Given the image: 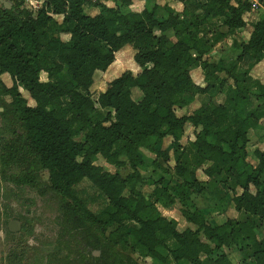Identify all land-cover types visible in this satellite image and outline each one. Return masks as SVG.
Here are the masks:
<instances>
[{
    "label": "trees",
    "instance_id": "1",
    "mask_svg": "<svg viewBox=\"0 0 264 264\" xmlns=\"http://www.w3.org/2000/svg\"><path fill=\"white\" fill-rule=\"evenodd\" d=\"M143 1L140 13L130 11L132 0H44L35 12L11 0L10 9L0 8V165L19 171L12 180L19 188L51 198L62 231L99 255L84 257L61 240L50 264H138L133 256L151 264H233L219 254L232 246L249 264H264V236L257 239L252 221L264 222V149L253 151L255 165L248 161L249 133L264 120V83L251 77L264 62V0H257L263 14L249 39L234 43L239 53L227 64L207 57L247 27L248 0H172L179 13ZM125 47L139 72H123L93 99L96 72L105 73ZM196 68L204 86L192 80ZM214 93L224 96L222 104L176 114ZM188 127L192 140L183 141ZM142 149L154 157L157 180L141 173ZM97 157L128 174L104 171L93 164ZM208 184L226 189L241 220L214 223L197 207L193 192ZM143 185L153 188L149 198ZM175 205L188 224L182 232L159 212ZM28 252L15 243L5 264H24Z\"/></svg>",
    "mask_w": 264,
    "mask_h": 264
},
{
    "label": "rangeland",
    "instance_id": "2",
    "mask_svg": "<svg viewBox=\"0 0 264 264\" xmlns=\"http://www.w3.org/2000/svg\"><path fill=\"white\" fill-rule=\"evenodd\" d=\"M159 5L168 4L173 7L176 12H180L182 7L172 1V0H155ZM133 5L130 11L133 13H140L143 10L144 1L143 0H132ZM154 0H146V3H152ZM3 3L11 4V0H0V8L4 6ZM24 6V5H23ZM109 7H112L111 3H108ZM259 10V9H258ZM256 11L251 13L250 17H247V27L243 32L230 37L221 43L217 44L213 50H211L208 55V60L210 62L223 61L224 63H230L234 61L239 53L238 49L234 47L235 44L243 43L248 38V33L254 22H256L263 11ZM88 12V11H87ZM95 13L97 10L94 11ZM89 11L88 13H94ZM60 18H58V21ZM216 25L217 22L212 21ZM221 29L220 27H217ZM63 42L69 40L68 35H59ZM210 37V36H209ZM134 52L130 47H125L121 52L116 55V60L114 64L108 68L105 73L96 72L94 78V84L91 88V93L93 99H95L100 93H102L108 83L117 78L125 71H131L134 75L139 72L138 67L133 62ZM224 78V75L221 74ZM191 77L196 85L204 86L203 83V73L199 68L193 69L191 71ZM251 77L254 80L264 83V62L260 63L258 66L253 68L251 71ZM41 81L45 82L46 75L44 73L40 76ZM2 82L6 87L11 86V79L8 75H3L1 77ZM20 92L23 97L27 100L28 105L33 107L34 103L30 100L28 95L20 88ZM140 92L138 90L132 91V98L138 100L140 98ZM189 98V97H187ZM6 103L10 102L9 98H2ZM224 102V96L220 94H209L206 96H198L193 100L192 104L183 110H177L176 114L178 116L190 115L194 110L199 107L206 106L209 103L220 105ZM253 104H255L253 102ZM2 109L0 108V113ZM4 122L0 117V138L4 132ZM192 140V128L188 127L185 130L184 140ZM76 141H82L83 136H79L75 139ZM170 143L167 139L164 141V148H166ZM264 149V120L260 128L249 133V144H248V161L255 165L252 157V153L255 150ZM143 155L147 157L146 168L142 170V175L145 179L157 180L159 172L153 168L151 165L153 155H150L146 151ZM95 166L101 167L104 171L114 174L119 173L121 176L128 174L129 170L119 169L108 165L101 157H97L93 163ZM173 166L172 162L170 163ZM19 171L16 169L9 170L0 165V264H5V258L10 246L17 242H24L29 247V252L24 264H50V255L54 253L58 248V243L64 241L66 245L71 249L72 252H78L84 257L97 258L99 255L97 252L88 249L82 239L77 237L72 231H62V228L58 224V213L54 201L51 198L43 197L39 194L37 189H32L28 186L19 188L15 185L12 180L14 176ZM41 178V177H40ZM197 178L203 183L206 178L201 171L197 172ZM43 182H46L47 176L42 175ZM152 187L143 185L139 186L140 192L144 197L149 198L152 191ZM240 194V191H237ZM231 196L227 193L226 189L220 185L208 184L204 188L198 187L193 192V201L197 207L203 212L209 214V219L214 223H221L227 219L241 220L243 218L242 214L235 212L233 206L231 205ZM161 214L167 219H171L177 222V229L179 232L184 231L188 224L180 215L179 205H175L167 211L160 209ZM255 226V235L258 240L262 239L264 236V222L259 221L256 218L252 219ZM12 222L18 224V230L11 231L9 225ZM128 229L135 227L134 224H126ZM16 229V228H15ZM63 238V239H62ZM219 254H224L231 263L233 264H249L250 261H244L242 259L241 253L239 252V246H232L229 249H223ZM218 254V255H219ZM138 264H151L149 260L142 261L133 256ZM214 259V258H213ZM209 262L208 264H211ZM153 264H160L154 262ZM166 264H174L170 260Z\"/></svg>",
    "mask_w": 264,
    "mask_h": 264
},
{
    "label": "built area",
    "instance_id": "3",
    "mask_svg": "<svg viewBox=\"0 0 264 264\" xmlns=\"http://www.w3.org/2000/svg\"><path fill=\"white\" fill-rule=\"evenodd\" d=\"M23 2V7L28 10L35 12L40 9L44 0H21ZM87 2H95L96 0H86ZM251 4V13H254L258 10L259 4L257 0H248Z\"/></svg>",
    "mask_w": 264,
    "mask_h": 264
},
{
    "label": "crops",
    "instance_id": "4",
    "mask_svg": "<svg viewBox=\"0 0 264 264\" xmlns=\"http://www.w3.org/2000/svg\"><path fill=\"white\" fill-rule=\"evenodd\" d=\"M107 6H108V3L106 4ZM144 6V5H143ZM172 7V6H171ZM250 15L251 14H249V17H250ZM255 23V22H254ZM253 23V24H254ZM252 32V27L250 28V32L248 33V38H247V40L249 39V36H250V33ZM235 35H237V34H235ZM234 35V36H235ZM234 36H232V37H234ZM247 40L245 41V42H247ZM240 44V43H239ZM135 91H136V89H134ZM133 91V90H132ZM141 97V96H140ZM140 98H138V100H139ZM145 150H140V154L145 158V159H148L147 157H145L144 155H143V152H144ZM147 152V151H146ZM148 153V152H147ZM151 155V154H150ZM222 187V186H221ZM160 209H162V208H159V212L161 213V211H160ZM163 211H167V210H169V209H162ZM162 215V214H161ZM163 217H164V215H162ZM166 218V217H165ZM167 219V218H166ZM168 220H171V219H168ZM234 220H236V219H234Z\"/></svg>",
    "mask_w": 264,
    "mask_h": 264
},
{
    "label": "water",
    "instance_id": "5",
    "mask_svg": "<svg viewBox=\"0 0 264 264\" xmlns=\"http://www.w3.org/2000/svg\"><path fill=\"white\" fill-rule=\"evenodd\" d=\"M4 4V9H10L11 8V4H6V3H3ZM16 228V229H15ZM9 229L11 230V231H16V230H18L19 228H18V224L16 223V222H12V223H10V225H9Z\"/></svg>",
    "mask_w": 264,
    "mask_h": 264
}]
</instances>
